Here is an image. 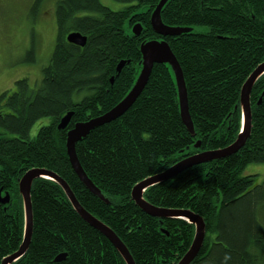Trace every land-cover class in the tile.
I'll list each match as a JSON object with an SVG mask.
<instances>
[{
    "label": "trees",
    "instance_id": "trees-1",
    "mask_svg": "<svg viewBox=\"0 0 264 264\" xmlns=\"http://www.w3.org/2000/svg\"><path fill=\"white\" fill-rule=\"evenodd\" d=\"M113 1L125 7L112 11L99 0H33L30 6L36 19L46 5L53 7L56 38L39 84L22 78L0 95V195L9 196L8 204H0V263L22 242L17 184L33 168L57 174L80 206L122 241L135 264H177L192 243V225L146 215L130 193L137 183L182 159L223 149L236 139L241 87L264 62V0H169L162 22L193 28L174 38L151 30L150 15L159 0ZM136 23L142 26L139 37L131 34ZM72 32L86 37L84 47L66 41ZM35 36L32 28L28 62L35 61ZM162 39L183 71L195 135L188 134L180 119L170 69L154 65L132 107L76 144L78 161L108 200L105 204L72 170L66 133L113 108L139 73L141 43ZM120 61L127 63L115 77ZM250 106V135L236 154L186 169L144 194L152 206L202 217L206 235L191 264H264V181L243 175L248 165L264 164V76L251 90ZM67 112H73L72 118L65 130H58ZM43 119L49 123L31 137V128ZM31 206L30 245L14 264H125L55 183L35 181ZM60 254L66 256L55 263Z\"/></svg>",
    "mask_w": 264,
    "mask_h": 264
},
{
    "label": "water",
    "instance_id": "water-1",
    "mask_svg": "<svg viewBox=\"0 0 264 264\" xmlns=\"http://www.w3.org/2000/svg\"><path fill=\"white\" fill-rule=\"evenodd\" d=\"M168 1L169 0H159L158 4L153 9L149 20L151 30L161 38H174L181 34L192 32L193 28L172 27L165 25L162 22L161 11ZM141 32L142 26L140 24L136 23L132 26L131 34L134 37H139L141 35ZM66 41L70 44L84 47V45L86 44V37L78 32H72L66 36ZM139 52L141 55L140 70L128 93L113 108H111L103 115L84 122H78L74 124V126L66 133V154L72 170L74 171L82 185L92 195L97 197L105 204H107L108 200L87 177L78 161L75 151L76 144L83 141L94 129L117 120L132 107V105L142 94L145 86L147 85L154 65H166L170 69V72L174 79L180 119L188 134L192 137H194L195 135L193 123L188 110V96L183 71L168 43L163 39L145 41L141 43ZM126 63V61H120L117 64L115 77L119 75ZM263 76L264 62L257 66V68L248 76L241 87L239 97L240 131L232 144L223 149L200 151L191 156H188L175 163L167 170L137 183L131 190L130 196L132 201L146 215L157 218L159 220H182L194 227L192 243L187 252L178 261L177 264H191L193 262L200 248L202 247L206 235L205 222L202 217L194 214L190 210H173L152 206L145 200L144 194L148 189L173 179L186 169L200 164L209 163L211 161L225 159L233 154H236L241 148H243L250 135L251 130L252 117L250 93L255 83ZM115 77H112L110 79L111 85L113 84ZM260 102L261 99H259L258 104ZM72 115L73 112H67L57 124V129L65 130L72 118ZM199 146L200 143L199 141H197L194 144V147L198 148ZM37 180H47L59 186L77 215L89 226L101 233L111 242L125 264H135L130 252L122 243V241L112 232L109 227H107L105 224L96 219L80 206L69 186L57 174L40 168H33L26 171L18 181L17 187L21 202L23 221L22 242L18 250L4 257L1 260L0 264H14L26 254L29 248L32 236L31 189L33 183ZM8 203L9 196L7 194L3 196L0 195V204L6 205ZM65 256L66 254L58 255L54 259V262L56 263L62 261Z\"/></svg>",
    "mask_w": 264,
    "mask_h": 264
},
{
    "label": "rangeland",
    "instance_id": "rangeland-1",
    "mask_svg": "<svg viewBox=\"0 0 264 264\" xmlns=\"http://www.w3.org/2000/svg\"><path fill=\"white\" fill-rule=\"evenodd\" d=\"M99 1L112 11H120L125 7L113 0ZM32 2L33 0H0V95L11 91L14 83L22 78H27L32 85L37 86L41 71L48 64L53 51L56 38L53 7L46 5L36 19L29 14ZM32 28L36 32L33 39L35 61L28 62L26 54L32 47ZM48 123V119L38 121L31 128L30 136L33 137L40 126ZM243 175H256L257 183H262L264 164L248 165Z\"/></svg>",
    "mask_w": 264,
    "mask_h": 264
}]
</instances>
